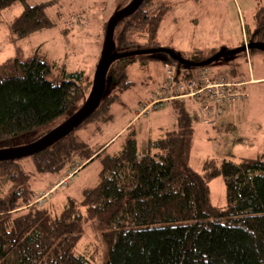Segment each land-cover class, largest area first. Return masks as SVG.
I'll list each match as a JSON object with an SVG mask.
<instances>
[{"label": "trees", "instance_id": "16d2710c", "mask_svg": "<svg viewBox=\"0 0 264 264\" xmlns=\"http://www.w3.org/2000/svg\"><path fill=\"white\" fill-rule=\"evenodd\" d=\"M27 1L0 0V18L12 5L23 6L9 25L13 40L55 25L46 12L53 0L34 5ZM125 1L127 6L132 0ZM171 8L164 0H143L116 23L112 53L161 48L158 32ZM116 12L102 20L103 39ZM253 20V27H245L240 46H264V5L256 8ZM219 50L170 52L201 62ZM159 55L164 74L169 66L177 72L197 68L182 65L163 51L118 58L106 71L98 106L85 120L41 151L0 160V264H92L88 250H77L88 220L98 222L106 246L102 264H264V152L238 160L205 158L200 171L192 169L188 163L192 119L187 103L200 119L197 106L189 100L167 103L177 104V125L158 137L137 139L130 125L112 142L118 132L106 141L96 138L114 122V107L133 85L129 66H145ZM199 67L227 75L208 64ZM56 70L38 51L25 60L10 58L0 66V150L38 141L54 129L50 126L54 120L61 118L59 126L85 105L94 79L87 80L82 70L67 72L57 66ZM53 73L55 81L48 79ZM244 91L247 95L245 86ZM143 103L136 106L134 120L141 119L135 112ZM224 106L214 124L203 125L216 126ZM88 125H94L92 132L79 137L76 132ZM122 135L126 137L120 147L111 150ZM25 158H30L31 169L22 163ZM95 160L99 162L96 182L83 186L77 196L66 195L58 206L50 198L53 191L42 204L34 203L37 195L54 188L71 168L77 167L73 176L55 191L68 187L78 170ZM40 175H47L53 185L40 187ZM218 176L225 187L222 207L210 199L209 184Z\"/></svg>", "mask_w": 264, "mask_h": 264}, {"label": "rangeland", "instance_id": "374dc122", "mask_svg": "<svg viewBox=\"0 0 264 264\" xmlns=\"http://www.w3.org/2000/svg\"><path fill=\"white\" fill-rule=\"evenodd\" d=\"M51 0H28L27 4ZM46 8L50 19L55 23L51 28L35 32L30 36L13 40L9 25L19 15L23 6L12 5L3 11L0 18V66L10 58L19 56L27 59L35 51L43 56L57 72L64 67L67 72L82 70L87 80L94 79V73L102 55L104 39L101 32L102 20L113 12L126 6L125 0H53ZM171 5L158 32L160 47L175 52L189 53L197 49L208 50L212 47L229 52L241 47L245 39V27H253V14L264 0H164ZM86 19L81 20V18ZM104 18V19H103ZM161 55L147 65L134 63L128 73L132 87L122 94V103L114 108L115 120L106 125L105 131L97 139L106 141L126 127L136 130L137 139L155 138L166 129L177 125V104L169 103L165 107L151 110L146 116L134 120V111L139 103L151 99L153 92L165 78ZM208 66L227 75H234L246 81L247 100L235 105H225L221 120L216 126L207 127L195 118L194 108L187 103L190 113L192 137L189 153V166L200 171L201 161L205 158L230 157L233 159L253 158L264 152V50L249 52L244 50L226 55ZM55 81L56 74L48 76ZM61 118L50 126H58ZM129 123V124H128ZM94 125L76 132L79 137L92 132ZM117 135V136H118ZM117 136L115 138H117ZM126 136L119 137L111 146L117 150ZM27 145V144H26ZM25 146V145H24ZM30 158L22 163L30 167ZM99 162L85 165L71 181L68 187L54 191L51 199L60 206L66 195L77 196L85 185L96 182ZM40 187L46 186L49 177L40 175ZM53 185L48 183L47 188ZM211 203L222 207L225 204V187L222 176L209 184ZM84 234L77 250H88L92 264H102L106 246L101 240L98 222L88 220L83 224Z\"/></svg>", "mask_w": 264, "mask_h": 264}, {"label": "built area", "instance_id": "2783aa9c", "mask_svg": "<svg viewBox=\"0 0 264 264\" xmlns=\"http://www.w3.org/2000/svg\"><path fill=\"white\" fill-rule=\"evenodd\" d=\"M246 82L233 79L221 73H214L208 68L197 67L177 72L167 67L161 86L152 94L151 99L136 109V116H146L151 110L165 106L172 100H189L197 106L200 122L204 125L214 124L224 105L243 103L247 95L244 91ZM77 167L71 168L65 178L48 192L35 197L34 203L42 204L47 195L56 190L58 185L67 182Z\"/></svg>", "mask_w": 264, "mask_h": 264}, {"label": "water", "instance_id": "95a60500", "mask_svg": "<svg viewBox=\"0 0 264 264\" xmlns=\"http://www.w3.org/2000/svg\"><path fill=\"white\" fill-rule=\"evenodd\" d=\"M143 0H132L127 6H125L123 9L116 12L114 15H112L107 23L106 26V35L104 39V45L102 50V55L100 57V60L98 62V65L96 67L95 73H94V84L92 86L90 97L85 103V105L72 117L67 119L65 122L57 126L56 128L52 129L48 133H46L41 139L38 141L25 145L20 147H13V148H7V149H1L0 150V160H5L9 158H20L24 156L32 155L38 151H41L51 143L57 141L67 133L71 132L76 126H78L83 120H85L98 106L103 88H104V76L106 74V71L108 70L110 64L122 57L134 55V54H144V53H152L156 51H163L165 53H170L175 60H178L181 62L182 65L190 66V67H199L204 66L210 62H213L217 60L218 58H222L226 55H232L244 50L249 49H258V50H264V46L260 44H245L244 46L235 48L229 52H226L225 50L220 51L217 55L212 56L211 58H208L201 62H191L182 59L180 56L175 55L173 52H170L168 49H154V50H143V51H135V52H128V53H121V54H113V30L118 22V20L126 15H129L133 13L137 7L140 5V3Z\"/></svg>", "mask_w": 264, "mask_h": 264}, {"label": "crops", "instance_id": "0c3cea01", "mask_svg": "<svg viewBox=\"0 0 264 264\" xmlns=\"http://www.w3.org/2000/svg\"><path fill=\"white\" fill-rule=\"evenodd\" d=\"M212 48H215V47H212ZM255 79H251V80H249V81H254ZM118 135V133L114 136V138L110 141V142H112L114 139H115V137Z\"/></svg>", "mask_w": 264, "mask_h": 264}]
</instances>
